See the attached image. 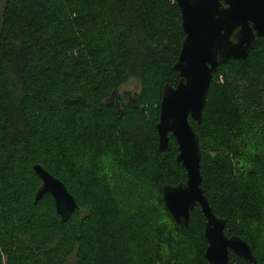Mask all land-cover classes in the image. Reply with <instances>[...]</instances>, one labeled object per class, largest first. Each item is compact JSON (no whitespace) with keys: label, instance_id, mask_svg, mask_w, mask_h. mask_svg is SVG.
<instances>
[{"label":"trees","instance_id":"1","mask_svg":"<svg viewBox=\"0 0 264 264\" xmlns=\"http://www.w3.org/2000/svg\"><path fill=\"white\" fill-rule=\"evenodd\" d=\"M184 39L177 0H0V264H209L201 207L185 227L163 203L165 185L187 181L175 138L161 153L156 129ZM189 122L214 214L264 264V156L249 155L264 122V37L218 68L202 123ZM35 165L76 199L66 222L50 194L35 203ZM111 167L153 190L164 219L124 205ZM228 264L249 263L231 252Z\"/></svg>","mask_w":264,"mask_h":264},{"label":"water","instance_id":"2","mask_svg":"<svg viewBox=\"0 0 264 264\" xmlns=\"http://www.w3.org/2000/svg\"><path fill=\"white\" fill-rule=\"evenodd\" d=\"M185 34L174 71L180 75L176 87L163 88L160 121L156 126L159 151H170V135L178 144L176 161L187 173V181L177 186L165 185L163 203L178 224L189 226L191 213L200 206L206 218L205 259L209 264H228L234 253L249 264H256L251 246L239 236L226 235V221L217 217L202 189L200 138L189 119L203 121L214 73L229 60H245L257 39L264 37V0H177ZM117 97L114 92L107 102ZM42 186L35 203L50 194L62 222L78 209L67 186L40 165L34 166Z\"/></svg>","mask_w":264,"mask_h":264},{"label":"rangeland","instance_id":"3","mask_svg":"<svg viewBox=\"0 0 264 264\" xmlns=\"http://www.w3.org/2000/svg\"><path fill=\"white\" fill-rule=\"evenodd\" d=\"M134 91V84H129L122 88L120 95L123 97L127 94L133 95ZM256 148H258L259 152L264 156V122L261 123L260 127L253 129L249 155H251ZM249 159L250 156L242 162H237L238 175L242 178L248 175L252 170V164ZM109 173L113 190L117 198L128 208H131L137 217L144 213L147 214V216L156 218L158 221L164 219L161 211L158 209V203L155 198L156 195L153 190H147L133 183L131 179L122 174L116 167L115 169L111 167ZM262 245L264 247V240L262 241ZM69 264H73V261L71 260Z\"/></svg>","mask_w":264,"mask_h":264},{"label":"flooded vegetation","instance_id":"4","mask_svg":"<svg viewBox=\"0 0 264 264\" xmlns=\"http://www.w3.org/2000/svg\"><path fill=\"white\" fill-rule=\"evenodd\" d=\"M118 99H119V97H118ZM116 101H117V97H116V99H112L111 101H109V103H110V105H112Z\"/></svg>","mask_w":264,"mask_h":264}]
</instances>
